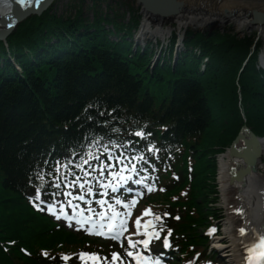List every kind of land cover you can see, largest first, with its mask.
Returning <instances> with one entry per match:
<instances>
[{
	"label": "trees",
	"instance_id": "16d2710c",
	"mask_svg": "<svg viewBox=\"0 0 264 264\" xmlns=\"http://www.w3.org/2000/svg\"><path fill=\"white\" fill-rule=\"evenodd\" d=\"M107 21L97 15L88 23L80 8L72 18L46 11L23 20L6 42L0 40V264H43L21 254L18 245L34 253L36 246L76 241L69 232L53 231L49 220L34 213L17 182L34 151L53 136L74 132L77 118L86 120L87 105L89 112L97 105L149 112L160 101L158 118L175 121L177 136L197 138L191 147L197 166L187 203L197 216L179 227L200 242L197 227L208 215L216 216L211 205L215 155L233 139L242 115L264 136V71L257 68L262 41H255L256 33L189 29L184 46L199 47L209 58L205 71L197 69L201 57L187 51L173 68V40L170 58L151 72L148 47L133 54L127 35L110 41L102 24Z\"/></svg>",
	"mask_w": 264,
	"mask_h": 264
},
{
	"label": "bare ground",
	"instance_id": "6f19581e",
	"mask_svg": "<svg viewBox=\"0 0 264 264\" xmlns=\"http://www.w3.org/2000/svg\"><path fill=\"white\" fill-rule=\"evenodd\" d=\"M186 5L190 7L192 11L190 14L179 15L175 19L179 22V28L182 26L196 25L200 28L206 27L208 24V18H199L190 16L191 13L198 14L200 12L215 11L217 14H222L226 10L231 14L227 16L231 17L232 20L239 28L247 27L249 29L254 27V24L250 22L249 14L252 17L261 14L264 17V0H182ZM91 4L96 8H103L112 18V23L117 30L122 28L126 35L132 33L137 27L132 22L127 21L126 25H123L121 21H118L117 17L111 13V7L107 0H90ZM183 11H187L185 8ZM184 18L182 20L181 18ZM221 20L226 17L219 15ZM215 18V17H214ZM252 20V19H251ZM229 21V20H227ZM260 21V20H259ZM155 27L145 22L142 28L149 29L150 35L156 37H165L172 30L171 25H164L154 23ZM141 26V25H140ZM262 31L264 25H260ZM186 30L187 27H182ZM194 33H205L213 29L209 28L206 30L197 31L196 28L189 27ZM143 29V30H144ZM179 30V29H178ZM221 30V29H219ZM222 31V30H221ZM264 33V31H263ZM264 40L261 37H256V40ZM197 48L198 53L194 57H200L201 52L199 47ZM261 61L264 62V50L261 55ZM229 154V153H228ZM229 155L221 157L218 162V183L219 190L222 194L223 203L226 207L227 217L225 219L224 233L221 236L216 237L213 241L214 247H217L224 261L229 264H243L240 258L244 252L245 244L249 243L253 239H259L264 237V189L261 186L259 178L264 175V139L261 140V158L257 162V171L249 174L243 181L230 182L227 170V163ZM235 209V210H232ZM236 211H241L237 214ZM244 227L247 230V236L240 237L237 234V228Z\"/></svg>",
	"mask_w": 264,
	"mask_h": 264
},
{
	"label": "rangeland",
	"instance_id": "374dc122",
	"mask_svg": "<svg viewBox=\"0 0 264 264\" xmlns=\"http://www.w3.org/2000/svg\"><path fill=\"white\" fill-rule=\"evenodd\" d=\"M112 1H117L118 3L121 2L122 3L120 5L121 7H127L128 6L129 11H131L132 9L136 10L139 7V5L136 3L135 0H112ZM69 3H70V0H55L51 7L53 8L52 10H55L58 14H64L65 8H66V6L69 5ZM89 3H90V0H86L85 7H87ZM185 9L187 11L184 12V14H187V15L190 14L189 11H192L188 5H186ZM88 12L89 11L87 10V13ZM73 13H74V11L71 8V11L69 12V14L73 15ZM181 14H183V13H181ZM191 14L192 15H190V16L199 17L200 19L201 18H208L210 20H208V22H207L208 25L206 27H204V28H200V27H198L196 25H191V26L188 25L187 28L191 27V28H196L197 30H206V29H209V28H219L221 30H224L226 28H230L233 32L237 33L239 36L243 35L244 33H250V32H255V31L260 30L261 31L260 32V37L264 40V33H263L264 30L262 31V27L256 25V26H254L251 29L247 28L246 26L242 27V28H239L237 26V24H235L233 21H230V20H232V18L227 16V14H231V13H229V11H227V10L224 13H222V14H217L215 11H213V12L212 11H206V12H200L198 14H194V13H191ZM251 14H249L250 21H251V19H253ZM219 15H223L226 18L224 20H221ZM227 20H229V21H227ZM171 32H178L176 23L172 24ZM171 32L167 36H165L163 38H159V37H154L153 38V37H150L149 35L144 37V38L145 39H150L151 41H156V42L160 41V43H163V45H165V43H167V40H168L169 36L171 35ZM129 36H132V34L129 33ZM145 39H144V41H145ZM225 155H227V151H224L223 153H220L216 157V163H217L216 184H217L218 194H217V197H216V201L214 203L215 204L214 207L219 209V211L221 212V217H222V219H221L222 227L221 228H222L223 231H224V227H225V219L227 217V211H226V207H225V205L223 203L222 194H221V192L219 190V183H218L217 176H218V162H219V159L221 157H224ZM260 180H261V183H264V176H262L260 178ZM219 258H220V256H219ZM221 262H222V264H229V263H226V261H221Z\"/></svg>",
	"mask_w": 264,
	"mask_h": 264
},
{
	"label": "snow or ice",
	"instance_id": "6c2138e0",
	"mask_svg": "<svg viewBox=\"0 0 264 264\" xmlns=\"http://www.w3.org/2000/svg\"><path fill=\"white\" fill-rule=\"evenodd\" d=\"M17 3L20 6L22 11H27L28 9H30L34 6L38 8L43 3V0H17ZM8 26L12 27L11 24H9ZM136 135L142 136L143 133L137 132ZM89 156H91V153H89ZM85 163H87V161H85ZM78 167H79V165H78ZM80 186L83 187L82 184ZM57 187H59V185H57ZM151 190H153V189H151V187H149V191H151ZM40 193H41V190L37 189L35 199H37V200L40 199ZM81 199H82V197H81ZM100 203H104V202L101 201ZM117 203H120V201L117 200ZM134 203H135V201H132V204H134ZM125 207H128V205H125ZM145 214H147V212ZM59 218L60 217L57 216V219H59ZM156 219H159V217H157ZM77 223H81V221H77ZM136 224L139 226V219H137ZM101 228H103V225H101ZM112 228H113V225L110 224L109 230L111 231ZM119 228L120 229L124 228V222L123 221H121ZM212 231L214 232L215 229H213ZM239 231H240L241 235H243L245 230L243 228H241ZM92 234L103 235L104 233L102 231H97V232H93ZM169 234H171V230H169ZM119 235H120V231H117L115 236H113L112 238H116ZM149 237L151 238V234H149ZM156 238H159L158 234H156ZM129 243H131V241ZM143 243L145 244V246H147L149 241L145 240V241H143ZM132 246L134 247L135 245H132ZM169 246H170L169 242H168L167 238H165L164 239V247H169ZM247 250L250 254H252V256L258 257L256 264H264V237H260L259 243L254 244L253 247L248 248ZM128 254L132 255V253H128ZM80 255H81V259H83L85 256L91 257V254H89V253H81ZM252 256H250V258H249V264H252ZM113 258H116L115 253H113ZM64 259H68V257H64Z\"/></svg>",
	"mask_w": 264,
	"mask_h": 264
},
{
	"label": "water",
	"instance_id": "95a60500",
	"mask_svg": "<svg viewBox=\"0 0 264 264\" xmlns=\"http://www.w3.org/2000/svg\"><path fill=\"white\" fill-rule=\"evenodd\" d=\"M51 1L52 0H43V4L39 7V11L43 10ZM138 3L149 16L155 19L164 20L165 22H169L173 17L178 16L185 6L182 0H138ZM255 18L258 20L259 15ZM253 23H255V21H253ZM261 23L263 24V22ZM7 34L8 32L0 30V35L6 36Z\"/></svg>",
	"mask_w": 264,
	"mask_h": 264
}]
</instances>
